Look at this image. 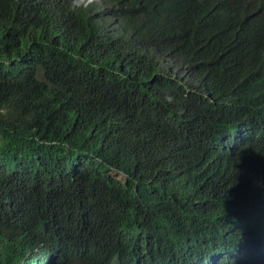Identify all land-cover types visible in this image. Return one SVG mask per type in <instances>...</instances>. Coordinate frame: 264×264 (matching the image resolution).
<instances>
[{"label":"trees","instance_id":"obj_1","mask_svg":"<svg viewBox=\"0 0 264 264\" xmlns=\"http://www.w3.org/2000/svg\"><path fill=\"white\" fill-rule=\"evenodd\" d=\"M0 264H264V0H0Z\"/></svg>","mask_w":264,"mask_h":264},{"label":"rangeland","instance_id":"obj_2","mask_svg":"<svg viewBox=\"0 0 264 264\" xmlns=\"http://www.w3.org/2000/svg\"><path fill=\"white\" fill-rule=\"evenodd\" d=\"M113 175L117 176V177H121L120 174H118L117 172H114Z\"/></svg>","mask_w":264,"mask_h":264}]
</instances>
